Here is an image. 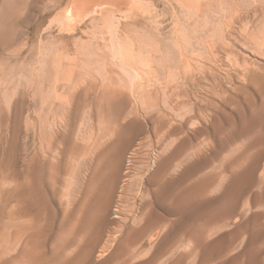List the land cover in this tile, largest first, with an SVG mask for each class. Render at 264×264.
Returning a JSON list of instances; mask_svg holds the SVG:
<instances>
[{
	"label": "rangeland",
	"instance_id": "rangeland-1",
	"mask_svg": "<svg viewBox=\"0 0 264 264\" xmlns=\"http://www.w3.org/2000/svg\"><path fill=\"white\" fill-rule=\"evenodd\" d=\"M263 101L264 0H0V264H264ZM19 183L40 189L27 220ZM157 189L180 199L176 244L161 225L114 259L166 213Z\"/></svg>",
	"mask_w": 264,
	"mask_h": 264
},
{
	"label": "bare ground",
	"instance_id": "bare-ground-1",
	"mask_svg": "<svg viewBox=\"0 0 264 264\" xmlns=\"http://www.w3.org/2000/svg\"><path fill=\"white\" fill-rule=\"evenodd\" d=\"M106 11L113 12L112 9H106ZM243 71H244V74L245 75H248L249 67H246L245 70L243 69ZM133 74H134V72H133ZM249 74H250V72H249ZM175 153H173L172 155H170V157L167 159V161L161 163V166L159 165L160 168L158 169L157 172H154L153 179L158 180V178L161 175L164 176L163 174H165L166 172H168V170L172 166L173 159H175V157H176V154ZM108 161H109V163H108L107 166H108L109 172H108L107 176H105L106 174L104 173L105 174L104 175L105 176V179L102 182L103 191H102V193L100 195H98L97 203L95 205V207L98 210L97 216H95L97 218L96 219L97 221H96V224H95L96 226L94 228L93 233L89 236L88 242H87L86 246L82 250H79V251L82 252V254L80 256L82 258L81 260H83V258H86L89 255H92L91 253L96 248L95 246H97V244L101 241V239H102V237L104 235V232H105L104 231L105 230L104 228H105V226H107L108 223H109V219H108V217L106 215V211H107V207H108L109 200H110L111 196L113 195V193L115 192V190H116V188L118 186V183L120 181V178H121V174H122L121 173V170H122L121 169V167H122L121 161L122 160H121V156L119 155V156H116V157H114V156L110 157ZM130 168H131V166L126 167V169H125L126 172H129ZM164 177H166V176H164ZM34 183L31 184V186L29 188H27L24 185H21L20 183L18 184V185H20V187L18 186V188L21 189L20 192L22 194H24L27 191V193H28L27 195H29V199H28L29 201H25L23 198H21L22 200H24V201H22L23 205H21V207H22L21 209H22V212H23V215H24L22 217L25 220H27L30 217H32V216H30V217L26 218L27 215L29 216V209H27V207L28 206L31 207L30 210H33L32 207L33 208H36L37 200L40 197V189H39V187H37L38 185H36ZM124 188H125V186L122 185L121 186V189L124 190ZM166 190H168V189H166ZM166 190L165 189H163V190H161V189L160 190L159 189L155 190V197H156V201H157V202L155 201V203H158V205H161L162 208H164L166 210V213H163L162 211L158 210V208L157 209H151L150 211L147 209L148 211L142 212V214H141L142 217H145L146 218L145 223H143L139 227L129 229L128 234L125 236L126 239L123 240L121 242V244L118 246L117 250H115L116 252H115V255H114V259L116 257L117 260H120L123 255H129L130 253L131 254L132 253L133 254H136L138 256L145 255V254L147 255V253L148 252H151V251H150V248L149 249H146L144 247L145 246V244H144V237L148 233H150V231H152L154 229H157V227H159L161 225L162 226L163 225L164 226H169L170 229H169V232L167 233V235H165V237H164L161 245L158 247V249L159 250H162L165 253L168 249L170 250V248H172L176 244V242L178 240V236L180 235L179 234V230H178V228H179L178 227L179 218L177 217L179 215V209H180L179 208L180 207L179 206V202H180V199L178 197H176V195H175V193L173 191L169 192V191H166ZM119 195H120L119 196L120 197V200L125 199L124 198L125 196H124L123 193H121ZM19 196H20V194H19ZM26 202H28V203H26ZM149 203L152 204L153 202L151 203V201H148L147 205ZM122 212H123V209L121 208V206L120 205H117V207H115V215L114 216L115 217H121ZM30 213H32V212H30ZM139 220H142V218H140ZM23 223H25V221ZM92 227H94V226H92ZM155 233H157V232H155ZM73 261L75 262V260H73ZM73 261L72 262L70 261V262L73 264ZM173 263H177V262L175 261Z\"/></svg>",
	"mask_w": 264,
	"mask_h": 264
}]
</instances>
